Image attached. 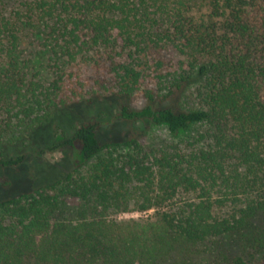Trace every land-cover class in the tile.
Masks as SVG:
<instances>
[{
  "label": "trees",
  "instance_id": "1",
  "mask_svg": "<svg viewBox=\"0 0 264 264\" xmlns=\"http://www.w3.org/2000/svg\"><path fill=\"white\" fill-rule=\"evenodd\" d=\"M193 1L39 0L72 68L48 85L0 15V169L24 163L21 141L61 109L98 97L172 137L102 143L98 120L74 123L39 151L73 168L0 200V264H264V0H206L211 23ZM93 52L84 77L77 58ZM191 86L198 107L172 106Z\"/></svg>",
  "mask_w": 264,
  "mask_h": 264
},
{
  "label": "rangeland",
  "instance_id": "2",
  "mask_svg": "<svg viewBox=\"0 0 264 264\" xmlns=\"http://www.w3.org/2000/svg\"><path fill=\"white\" fill-rule=\"evenodd\" d=\"M50 1L53 3L54 0ZM38 3L39 0H0V15L20 30L23 58L29 67L30 76L48 85L55 78L60 67L66 70L72 68L69 61L67 62L68 57L61 49L62 40L57 39L56 34L53 33L52 26L55 22L44 17ZM192 5L191 14L199 22H213L212 9L208 1L194 0ZM94 54L95 52L77 58L74 69L80 68L84 77L91 76L94 72L93 62L89 61ZM144 105V101H139L134 107L140 108ZM172 106L178 109L198 107L194 86L177 97ZM119 115L120 103L112 97H98L92 103H75L61 109L53 121L39 126L21 141L17 149L27 154L24 163L0 169V200L31 192L73 168L71 167L73 161L66 151L48 152L45 155H40L39 151L53 140L71 135L76 122L98 120L101 124L98 137L102 143L125 141L142 134H145L146 140L153 145H160L172 138L165 125L133 123L119 118ZM18 155L17 153L15 156ZM54 166L57 168L54 169ZM152 214L154 210L133 211L118 214L116 217L119 220L146 219Z\"/></svg>",
  "mask_w": 264,
  "mask_h": 264
}]
</instances>
